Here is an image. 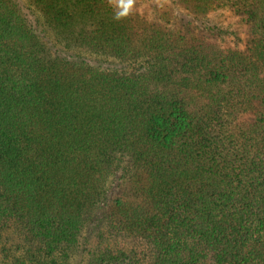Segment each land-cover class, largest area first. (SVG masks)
I'll use <instances>...</instances> for the list:
<instances>
[{"label":"trees","instance_id":"trees-1","mask_svg":"<svg viewBox=\"0 0 264 264\" xmlns=\"http://www.w3.org/2000/svg\"><path fill=\"white\" fill-rule=\"evenodd\" d=\"M172 2L0 0V264H264V0Z\"/></svg>","mask_w":264,"mask_h":264},{"label":"rangeland","instance_id":"rangeland-1","mask_svg":"<svg viewBox=\"0 0 264 264\" xmlns=\"http://www.w3.org/2000/svg\"><path fill=\"white\" fill-rule=\"evenodd\" d=\"M134 12L148 18L155 24L179 32H183L186 26H188V23H190L191 27L197 26L200 33L203 32L207 37L210 35L214 41L221 43L223 46L234 47L238 45L241 48V44H234L229 35L227 37L222 35L221 32H218V29L229 32H239L240 30L241 32V27L228 11H221L209 17L207 20L202 21L189 16L185 11L178 8L172 0H138ZM208 27H216L217 31L213 32L212 35L210 31L209 33L207 32L206 28ZM115 193L116 192H114L112 196H114ZM83 237L88 241L94 239L93 233L88 230L84 233Z\"/></svg>","mask_w":264,"mask_h":264},{"label":"clouds","instance_id":"clouds-1","mask_svg":"<svg viewBox=\"0 0 264 264\" xmlns=\"http://www.w3.org/2000/svg\"><path fill=\"white\" fill-rule=\"evenodd\" d=\"M109 6L112 7L116 22L127 19L137 7L138 0H108Z\"/></svg>","mask_w":264,"mask_h":264}]
</instances>
